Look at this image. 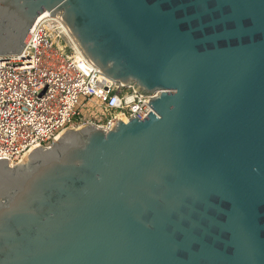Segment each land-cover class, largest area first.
<instances>
[{
	"label": "water",
	"instance_id": "water-1",
	"mask_svg": "<svg viewBox=\"0 0 264 264\" xmlns=\"http://www.w3.org/2000/svg\"><path fill=\"white\" fill-rule=\"evenodd\" d=\"M43 12L151 111L0 158V264H264V0H0Z\"/></svg>",
	"mask_w": 264,
	"mask_h": 264
},
{
	"label": "built area",
	"instance_id": "built-area-1",
	"mask_svg": "<svg viewBox=\"0 0 264 264\" xmlns=\"http://www.w3.org/2000/svg\"><path fill=\"white\" fill-rule=\"evenodd\" d=\"M62 26L43 12L21 52L0 57V158L12 166L34 147H49L67 128L85 123L108 128L151 111L146 101L157 93L143 96L101 75L81 52L78 57ZM63 38L71 46L62 45ZM80 102L93 107L89 119L78 116Z\"/></svg>",
	"mask_w": 264,
	"mask_h": 264
},
{
	"label": "rangeland",
	"instance_id": "rangeland-1",
	"mask_svg": "<svg viewBox=\"0 0 264 264\" xmlns=\"http://www.w3.org/2000/svg\"><path fill=\"white\" fill-rule=\"evenodd\" d=\"M61 44L66 45L67 47L71 46L69 41L66 38L61 39ZM92 108L93 107L82 106V102H80L79 105L77 106L76 110L78 112V116H82L83 118L89 119V113L92 112ZM76 118H78V117H76ZM76 118L73 120V124H76L78 122V120Z\"/></svg>",
	"mask_w": 264,
	"mask_h": 264
},
{
	"label": "bare ground",
	"instance_id": "bare-ground-1",
	"mask_svg": "<svg viewBox=\"0 0 264 264\" xmlns=\"http://www.w3.org/2000/svg\"><path fill=\"white\" fill-rule=\"evenodd\" d=\"M62 31L69 37L70 40L72 39L69 36V33H68L67 29L64 26H62ZM71 42H72L73 47L75 48V51L78 53V57L79 58L82 57V55H81L80 51L78 50V48H77L76 44L74 43V41L71 40Z\"/></svg>",
	"mask_w": 264,
	"mask_h": 264
}]
</instances>
